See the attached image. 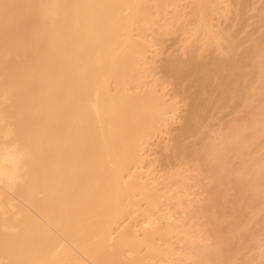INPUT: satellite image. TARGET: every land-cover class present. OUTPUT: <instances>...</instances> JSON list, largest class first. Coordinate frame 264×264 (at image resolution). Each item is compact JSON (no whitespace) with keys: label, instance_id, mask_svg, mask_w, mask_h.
Listing matches in <instances>:
<instances>
[{"label":"bare ground","instance_id":"bare-ground-1","mask_svg":"<svg viewBox=\"0 0 264 264\" xmlns=\"http://www.w3.org/2000/svg\"><path fill=\"white\" fill-rule=\"evenodd\" d=\"M152 8L150 0H0V132L13 129L0 143L25 153L24 182L0 185V264H157L154 257L170 256L181 229L161 220L160 186L143 173V150L177 106L154 88L133 91L144 76L136 37ZM213 10L211 0L192 4L197 30L212 37ZM243 43L233 36L216 54L201 49L164 65L188 99L173 146L206 179V202L196 207L203 235L191 247L200 264H238L234 242L253 226L236 213L253 206L264 176V31ZM241 99L246 113L203 131L213 109L234 112ZM216 134L226 148L212 159Z\"/></svg>","mask_w":264,"mask_h":264},{"label":"rangeland","instance_id":"rangeland-1","mask_svg":"<svg viewBox=\"0 0 264 264\" xmlns=\"http://www.w3.org/2000/svg\"><path fill=\"white\" fill-rule=\"evenodd\" d=\"M246 1L211 0V4L214 7L212 25L210 27L214 36L212 37L211 34L205 33L202 29L197 30V25L199 24L198 15L192 12L194 0H150L153 5V12L149 19L146 18L142 21L145 31L136 37L137 40L143 42L144 46L143 55L139 56L138 63L143 70L142 74L144 76L141 84L138 87H134L133 91L154 88L168 102H175L177 106L173 121L167 126L161 127L158 132H155L143 150L146 155L143 173L156 178L160 186L161 220L163 222H167V220L177 221L181 229L179 238H170L173 246L170 256L161 260L157 256L153 258V260L157 261V264H200V256L195 254L191 247L193 243L199 244V236L203 235L201 234L204 229L203 218L198 215L199 208L196 207L204 204L207 197L206 179H203V176L196 175V172L190 167L193 162L179 156L173 146V137L178 131L177 127L184 121L182 116L188 107V99L182 94L181 88L174 81V78L168 76L164 70V65L168 59L176 58V56V59L178 57L179 59L181 57L187 58L190 54H196L201 49L205 55L216 54L219 49V43L226 45L233 36L241 39L244 42V46L251 39L260 36L264 31V28L260 26V9L264 5V0H248L249 4ZM158 3L163 5L161 10H159ZM241 10L243 12L239 14ZM242 22L245 23L243 24ZM241 101L236 102L239 105L234 112H231V107L229 106L220 110L213 109L214 111L210 112L204 119L203 131L210 134L218 128L219 123L246 113L244 111L246 107L245 101L242 99ZM250 103V106L259 103L257 95L251 99ZM211 113L212 115H210ZM222 114H225V116ZM228 114L229 116L226 117ZM263 150L264 147L260 148L258 153L264 157ZM234 161L236 160L234 159ZM263 179L264 176L257 191L259 197L257 196L258 198L253 201V206L242 208L243 210L236 213L239 215L241 222H243V226H253L250 231L245 226L234 242L238 252L234 253L233 259L238 264H249L247 256L251 250V241L258 235L264 234ZM164 180H169L168 186L163 185ZM184 196L190 197L191 200L186 201ZM233 214L230 210L228 217L232 218ZM188 231L191 232L190 234L194 238L192 243L185 238V233ZM160 241V239L157 240V242Z\"/></svg>","mask_w":264,"mask_h":264},{"label":"clouds","instance_id":"clouds-1","mask_svg":"<svg viewBox=\"0 0 264 264\" xmlns=\"http://www.w3.org/2000/svg\"><path fill=\"white\" fill-rule=\"evenodd\" d=\"M13 135L11 127L0 132V138L10 140ZM226 148V141L223 134L214 135L211 140L212 159L217 158ZM25 160V153L19 150V146L10 143L7 146L0 143V185L6 186L9 190L24 182L22 162ZM247 259L249 264H264V234L258 235L251 241V250Z\"/></svg>","mask_w":264,"mask_h":264}]
</instances>
